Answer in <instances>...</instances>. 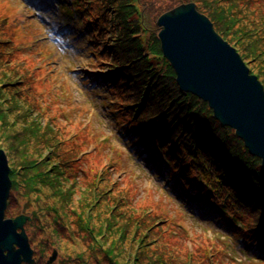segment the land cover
I'll use <instances>...</instances> for the list:
<instances>
[{
    "label": "trees",
    "instance_id": "trees-1",
    "mask_svg": "<svg viewBox=\"0 0 264 264\" xmlns=\"http://www.w3.org/2000/svg\"><path fill=\"white\" fill-rule=\"evenodd\" d=\"M188 2L236 48L264 88V0H71V6L95 49L101 73L94 85L107 89L106 108L133 154L144 155L142 163L156 174L165 173L161 179L169 180L168 190L181 203L193 202L195 210L211 211L217 222L231 226L264 264L260 160L206 102L179 89L161 55L155 18ZM8 4L0 0V148L11 179L5 215L30 216L25 230L34 264H46L52 245L61 253L54 264H246L225 261L207 239L196 244L198 233L176 228L171 234L164 203L154 207L150 195V205L137 204L112 178L118 169L96 151L79 163L89 176H79L75 159L89 151L91 139L83 137L86 128L74 122V114L70 123L61 118L71 105L50 98L45 69L35 68L42 52L19 25L24 17ZM46 102L47 113L40 112ZM39 218L49 225L50 241H37Z\"/></svg>",
    "mask_w": 264,
    "mask_h": 264
},
{
    "label": "rangeland",
    "instance_id": "rangeland-1",
    "mask_svg": "<svg viewBox=\"0 0 264 264\" xmlns=\"http://www.w3.org/2000/svg\"><path fill=\"white\" fill-rule=\"evenodd\" d=\"M6 1L9 3L8 10L11 13L24 17L23 20L19 19L18 23L31 34L33 39L30 42L31 46L42 52L36 54L40 59L35 68L43 67L45 69L42 81H50L49 84H51L53 93L50 98L53 101L61 100L64 103L63 107L68 108L67 101L71 105L70 111L66 110L61 118L70 123L71 116L74 114L72 116L74 122H81L83 123L81 129L86 128V132L80 131L83 132L82 134L85 133L83 137L88 136L91 139L89 151H83L80 154L82 157L75 159L78 160L76 164L79 176L82 174L89 176L84 171L87 168L82 170L79 163L83 158L96 151L95 153L98 155L101 154L106 157L107 163H111L118 169L111 172L113 173L112 178L121 181L119 182L120 187L133 193L132 197L137 204L150 205L148 202L150 195L154 200V207L157 206L155 202L162 201L164 203L165 215L169 216L168 214H170L171 216L167 217L171 227H173L171 234H176V228L185 231L189 236L198 233L201 237L196 240V244H203L202 240L205 239L217 244L225 261L234 260L236 263L261 264L258 263L259 258L255 255V251L246 250L244 238L233 237L231 227H225L217 222L216 215L211 211L203 209L197 211L192 205L193 202H190L189 205L181 203L175 192L168 190L169 180L161 179L165 173H159L160 176L158 177L160 178H158L155 172L142 163L144 155L133 154L127 140L121 134V126L114 120L113 113L109 112L110 109L106 108L107 102L110 103L107 98V89L94 85L101 73L100 68L96 66L95 49L90 46L89 41L85 38L78 10L73 9L71 4L67 6L69 0ZM158 17L155 18V22ZM245 65L247 66L246 63ZM107 70L105 69L104 72ZM87 78L90 79L87 80ZM84 81L88 82L85 83ZM45 93V96L49 94L48 91ZM42 94L44 93L42 92ZM48 103H43L42 108H39L40 112L47 113ZM75 131L79 130L75 129ZM133 141L137 143L135 139ZM96 147L98 149H95ZM87 164L88 161L85 165ZM106 166L108 167V165ZM44 223L45 221L39 218L38 225L43 230H40L37 241L45 237H49L50 241L51 231L49 225L43 226ZM221 242H223L222 246H220ZM187 244L190 247V243ZM47 248L49 249L47 257L54 249L58 253L57 258L60 256V251L53 245Z\"/></svg>",
    "mask_w": 264,
    "mask_h": 264
},
{
    "label": "water",
    "instance_id": "water-1",
    "mask_svg": "<svg viewBox=\"0 0 264 264\" xmlns=\"http://www.w3.org/2000/svg\"><path fill=\"white\" fill-rule=\"evenodd\" d=\"M155 26L179 89L206 102L214 118L234 130L264 169V89L255 75H249L236 49L191 2L161 14ZM10 188L7 157L0 149V264H34L24 228L30 217L5 218ZM57 256L52 250L46 264H53Z\"/></svg>",
    "mask_w": 264,
    "mask_h": 264
}]
</instances>
